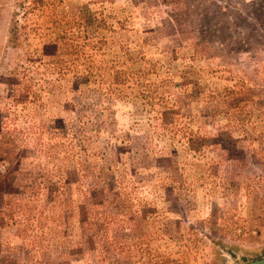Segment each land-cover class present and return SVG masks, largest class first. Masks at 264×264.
<instances>
[{
	"label": "rangeland",
	"instance_id": "374dc122",
	"mask_svg": "<svg viewBox=\"0 0 264 264\" xmlns=\"http://www.w3.org/2000/svg\"><path fill=\"white\" fill-rule=\"evenodd\" d=\"M264 257V0H0V264Z\"/></svg>",
	"mask_w": 264,
	"mask_h": 264
},
{
	"label": "water",
	"instance_id": "95a60500",
	"mask_svg": "<svg viewBox=\"0 0 264 264\" xmlns=\"http://www.w3.org/2000/svg\"><path fill=\"white\" fill-rule=\"evenodd\" d=\"M244 264H264V257L259 258L257 260L250 261V262H246Z\"/></svg>",
	"mask_w": 264,
	"mask_h": 264
}]
</instances>
